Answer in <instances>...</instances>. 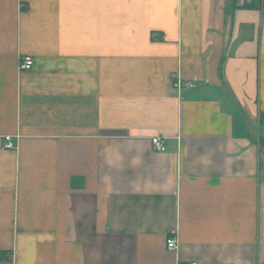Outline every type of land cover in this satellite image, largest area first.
<instances>
[{
    "label": "crops",
    "instance_id": "1",
    "mask_svg": "<svg viewBox=\"0 0 264 264\" xmlns=\"http://www.w3.org/2000/svg\"><path fill=\"white\" fill-rule=\"evenodd\" d=\"M258 7L0 0V264H264Z\"/></svg>",
    "mask_w": 264,
    "mask_h": 264
},
{
    "label": "built area",
    "instance_id": "2",
    "mask_svg": "<svg viewBox=\"0 0 264 264\" xmlns=\"http://www.w3.org/2000/svg\"><path fill=\"white\" fill-rule=\"evenodd\" d=\"M32 58L30 57H23L20 59L18 69L20 71H27L30 70L32 67ZM177 90L179 92L182 91H188L192 90L195 88V84L193 82H182V81H177L175 84ZM6 141H9V137L5 138ZM150 143L152 147L154 148L155 151L157 152H164L165 151V140L164 138L161 137H154L150 139ZM4 148L9 149L11 148V145L9 143H6L4 145ZM166 248L169 251H176L178 248V244L174 238H169L166 241ZM187 264H195V263H187Z\"/></svg>",
    "mask_w": 264,
    "mask_h": 264
},
{
    "label": "trees",
    "instance_id": "3",
    "mask_svg": "<svg viewBox=\"0 0 264 264\" xmlns=\"http://www.w3.org/2000/svg\"><path fill=\"white\" fill-rule=\"evenodd\" d=\"M258 9L260 8V0H258ZM256 8L255 4H250V5H247V6H243L242 9H254ZM264 118V115L262 116Z\"/></svg>",
    "mask_w": 264,
    "mask_h": 264
}]
</instances>
